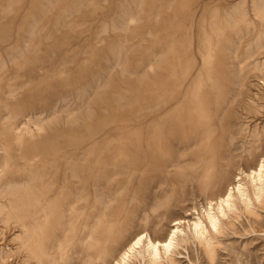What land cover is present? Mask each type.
<instances>
[{
    "label": "rangeland",
    "instance_id": "1",
    "mask_svg": "<svg viewBox=\"0 0 264 264\" xmlns=\"http://www.w3.org/2000/svg\"><path fill=\"white\" fill-rule=\"evenodd\" d=\"M254 1L264 9V0ZM254 1L0 0V99L17 106H0V128L20 129L19 150H10L13 145L7 146L0 138V153L6 149L11 155L19 153L18 158H9L0 185L15 172L28 179L48 155L57 163L80 169L77 177L67 174L57 178L56 211L48 224L36 231L41 238L39 256L29 258L19 252L0 264H92L83 251L86 227L101 213L108 220L106 215L119 210L117 216L128 217V226L114 252L125 237L144 226L149 234L168 233L175 220L183 218L186 227L180 225L184 229L178 233L176 248L161 257L160 264H264V192L254 196L256 187L240 172H248L264 155V19L254 15ZM240 4L246 7L244 18ZM169 72L183 89L176 90L181 100L167 109L179 107L182 112L183 103L185 108L187 103L198 107L199 116L206 113L202 118L210 122L211 136L219 124L229 127L232 132L220 141L233 150L232 179L241 174L246 191L253 190L248 206L239 202L235 191L236 210L225 207V217L217 207L212 210L221 220L220 230L208 224L205 199L188 182L190 157L203 149L205 142L169 145L164 151L134 141L146 134L147 126L160 130V125L145 116L150 110L147 93ZM181 112L176 114L182 117ZM178 127L176 124V130ZM147 154L164 156L165 162L148 165ZM136 159L138 169L133 164ZM98 173L105 176L100 186ZM262 183L257 185L264 189ZM110 201L109 209L105 205ZM196 216H204L208 225L201 238L192 224ZM153 224H157L155 229ZM0 227L4 232H0V243L5 241L0 254H4L17 248L13 237L21 232L13 226L9 231L1 222ZM148 256L133 257L128 264H148Z\"/></svg>",
    "mask_w": 264,
    "mask_h": 264
},
{
    "label": "bare ground",
    "instance_id": "2",
    "mask_svg": "<svg viewBox=\"0 0 264 264\" xmlns=\"http://www.w3.org/2000/svg\"><path fill=\"white\" fill-rule=\"evenodd\" d=\"M253 4H254L253 5L254 15H256L258 17H262L264 19V9L260 8L257 5L256 1H254ZM242 5L243 4H240V6H241L240 15H241V18H244L246 16L247 12L245 10V8H246L245 5H243V6ZM257 23H255V26H257L256 25ZM223 29H224V27H223ZM256 30L254 29V32H256ZM227 34H228V32H227ZM172 44H173V41H172ZM172 44H170V45H172ZM166 60H168V59H166ZM177 62H179V61H177ZM177 62H176V64H177ZM170 63L174 64V62H170ZM180 64H183V63L181 62ZM167 68H168V64H167ZM177 68H176V70H177ZM181 68H183V67H181ZM167 71H168V69H167ZM178 74H179V72H178ZM178 74H176L177 77H178ZM174 76H175L174 73L169 72L167 75H165V78L163 79V81L161 82V84L159 86L150 88L148 90V93H147V104H148V108H150V110L148 111V113L145 116L147 117L148 120L153 119V121L151 123H156L155 125H157V126L160 125V127H161L160 130H158L157 128L153 129L151 125L147 126L145 128H148L149 130L143 129L144 131L147 130V132H145L146 134L144 135V133H143V134L139 135L137 138L135 137L134 141L136 144L140 143V144L146 146L147 149H157V147H161L162 149H164V151L167 150V147L169 145L175 146L176 144H179L182 146L183 145L187 146L190 144V142H192V143L205 142L206 146L203 149L197 150L192 155V157H190L192 159V160L190 159L192 162V164H190V168H192V169H191V173H190L191 179H189L190 181H188V182H191L190 184H192L193 190L196 189L197 192H199V194L202 195L205 199V205L206 206H205V215L204 216H205L206 221L208 222V224L212 228H214L216 230H218V229L220 230V228H221L220 225H222V224H219V222L221 220H219V218L217 217L218 215L214 213L215 207H217L219 212L221 214H223L224 217H225V210H226L225 207L229 208V210L230 209L236 210V207H235L236 203H234V200H235L234 196H236V195H234L235 191H237V193H238L237 195H238L239 202L240 201L243 202L245 206H248V203L251 202L250 198H251V195L253 194L252 193L253 190L251 189L252 190L251 193H248L246 191L247 187L244 186V184L242 183V181L244 179L241 181V179H242V177H240L241 174L244 175L245 177H247V179H249L248 182L252 183V185L254 184V186L256 187L257 191H254V193H255L254 196L257 195V197H258L259 193H261L262 191L264 192V189L261 187V185H263L262 182H264V155L261 157V159L258 162H254L252 164L253 166L251 165L252 167L248 172L244 171L242 169V171H240L241 172L240 176L236 175L235 178H237L238 176L239 177L237 178V180L233 181L232 172H231V168L234 164V157L232 154L233 150L231 148V145L225 147L223 142L220 141V139L223 140L224 138H226L227 134L231 133L232 130L229 129V127H227L226 125H223V124L220 125L219 124L218 128H217L218 129L217 133L215 135L211 136L210 132L213 129H210V125H209L210 122H208L207 120H204L202 118V117L206 118V116H205L206 113L205 114L202 113L200 115H203V116H199L198 107H190L188 105V103L186 105L188 108H185V106H184L185 104L183 103L184 108H182V109H184V110L182 112L180 110L181 108L180 109H179V107L177 108L178 111H180L183 114L182 117L179 114L181 119H179L178 114H176V112H178L176 108H174V110H170V109L168 110L167 109L168 107H172L173 105H176V103H178V101L181 100L178 97L179 95L177 96L176 90L183 89V84L182 83L178 84V82L176 83L177 78L175 79ZM193 93L195 95L197 94L195 89H193ZM181 95H184V94H181ZM185 95H187V93ZM185 95H184V98H186ZM187 98L189 99V97H187ZM223 100H224V98H223ZM9 102L6 101V99H0V106H9V107L11 106L14 109L17 107L15 105H13L12 102L11 103H9ZM185 103H186V101H185ZM146 109H147V106H146ZM188 110H190V111H188ZM3 119H4V117H3ZM187 121L191 122L192 124L187 126L188 125ZM147 122H149V121H147ZM196 122H197V124H196ZM214 123H216V122H214ZM147 124H150V123H147ZM176 124L178 126H180L177 128V130H176ZM211 124H213V123H211ZM18 126H16V127H18ZM149 127H151V129ZM142 128H143V126H142ZM14 129H16V128H14ZM138 129H139V126H138ZM18 130L19 131H17V132H13V131H10L9 129L4 130V129L0 128L1 141H3L7 146L9 144L13 145L12 146L13 148H10V150L11 149L19 150L20 129H18ZM138 131H140V129ZM148 132H150V134ZM259 133H260V131H259ZM212 134H214V133H212ZM238 136H239V134H238ZM239 140H240V138H239ZM132 142H133V140L130 143H132ZM122 143H124V142H122ZM208 145H209V147H208ZM121 147L124 149L127 148V149H125L126 151L129 150L128 147H124V146H121ZM117 148L118 147H116V150H117ZM172 148H175V147H172ZM122 151L119 153L121 154ZM172 152H174V151H172ZM12 154H13V152H12ZM15 155H16L15 158L19 157V153L11 155L10 151H7V149H6L5 153L4 152L0 153V174H2L4 172V169L9 164V162H8L9 158L12 156L13 158L11 157V159H15L14 158ZM174 155L176 156V153ZM48 156H47V158L40 160V162L36 165L35 171H33V175L29 178L27 177L28 179L20 178L19 173L15 172L12 175L8 176L5 179V181H3L2 185H0L1 186L0 187V199L2 200L0 202V222L2 223L3 228H5L7 230L12 229V226H13L15 228L16 227L20 228L19 230L21 232V234L19 233L20 236H18L17 238L13 237L14 242L17 243V245H18L17 248H15L16 252H15V249L11 250L12 249L11 248L10 250H8L9 252L5 253V251H4V254L2 252L1 254H3V256L0 254V256H2L0 260H2V262H4V263H7V260L10 257L12 258V256H14L15 253L19 254V252H20V254L25 253L23 255H25V257L28 256L29 258H36V256H39L38 254L41 250L40 249L41 238L39 237V235L36 231L41 226L45 227L46 224H48V222L51 220V218L49 220V217L50 216L53 217L54 212L56 211V205H57V202L59 201V193H55L54 188L57 185V181L60 180V178L62 176H66L67 174H69L73 178L78 176V172L80 170L78 167L69 165L66 162L65 163H59V162L57 163V160H55L54 158H49ZM237 156H241V155L239 154ZM146 158H147V163L150 162V163H161V164H163L165 162L164 156L154 158V157L150 156L149 154H147ZM169 160L172 161V159H170V158H169ZM15 162H16V165H18V163H17L18 161H15ZM170 162H169V165H171ZM172 163L174 164V162H172ZM133 164L137 168V166H139L138 159L133 160ZM166 164H168V163H166ZM148 165H149V163H148ZM235 169H237V168L235 167ZM132 171H133V169H132ZM57 172H60L59 176L57 175ZM58 177H59V179L57 180ZM104 177L105 176L101 173H98V175H96V180H98L97 186H100L102 184V182L104 183V181H105ZM58 182H60V181H58ZM258 182L261 183L260 187H258V185H257ZM10 184H13L14 186L13 187L9 186ZM20 184H22V185H20ZM124 185H128V184L124 183ZM83 187H85V185ZM120 187H122V186H120ZM118 189H120V188H118ZM102 190H104V189H102ZM123 190H125V189H123ZM129 190H131V189H129ZM134 190H136V192H138L137 189H134ZM99 192H101V191H99ZM102 192H104V191H102ZM106 192H104V193H106ZM113 192H115V191H113ZM263 192H262V194H263ZM115 193L113 195H115ZM163 194L166 195L165 193H163ZM161 195H162V193H161ZM99 196H101V194ZM257 197H254V198L256 199ZM95 198L98 200V198H100V197H98V198L95 197ZM133 199H135V197ZM251 200H253V196H252ZM112 201H110L109 203L107 202L105 207H108L110 209L111 207H109V206L112 205V203H111ZM165 202H166V200H165ZM203 203H204V200H203ZM101 204H103V203H101ZM146 205H148V204H145V206ZM202 205H204V204H202ZM155 206H153V207L155 208ZM161 206H164V205H161ZM98 207H99V209H101L100 206H98ZM103 207H104V205H103ZM117 207L118 208H116V210L118 211V209H120V208H119V206H117ZM233 207H235V208H233ZM238 207H239V205H238ZM151 209L153 210V208H151ZM104 210L107 211L106 208ZM104 210L101 212H105ZM91 211H87V213L91 212ZM128 211H129V209H128ZM203 211L204 210H202V212ZM101 212H99V213H101ZM119 212H120V210L118 211V213L117 212L116 213L119 214ZM231 212H232V210H231ZM234 212H236V211H234ZM234 212H233V215H234ZM96 213L98 216V212H96ZM220 213H219V215H220ZM117 214L113 213L109 217H108V215L105 214L107 216L108 220L107 219L104 220L103 219L105 217V216L103 217L104 213L103 214L101 213L100 215H102V217L99 215L98 219L94 220V222H92V223L88 219L90 222L88 223V227H86L87 231L85 232L84 237L82 238V240L85 242L83 251H86L85 252L86 258L88 259V260H86L87 262L92 263V264L93 263H96V264H128L130 261H131V263H132V261H134V260H132L133 257L139 256L143 259V258H145V254H146V256L149 255L148 256L149 257L148 264H160L159 259H161V257L163 258V256L165 254H167L169 251H171L175 247V244H176L175 242L177 241L176 239L178 237V233H180V231H182L184 229V228L180 229V225L184 224L186 221L183 218H180V216H179L180 219H177V217H176L177 220L174 219L175 223L172 224V226L170 228L168 227L169 228L167 230L168 233L162 232L163 229L161 228V230H162L161 232L163 234H154V235L152 233L149 234L145 230L146 229L145 226H144L145 229L144 228L139 229V227H143L140 225L138 227L139 230H137V227H136V229L134 228L137 231L134 234L127 236V238L125 237V240L120 244L121 246L120 245H119L120 247L118 246L119 249L117 251L115 250L116 252H114L113 248H114L115 244L117 242H121V241H118V238H120L121 234L126 230V228L128 226V217L121 219L120 217L117 216ZM125 214H126V211H125ZM135 214H136V212H135ZM135 214H134V216H135ZM160 214L163 215V213H161V212H160ZM160 214H158L157 216H160ZM86 215H88V214H86ZM120 215L121 214H119V216ZM188 215H190V214H188ZM226 215H227V213H226ZM89 216H90V214H89ZM204 216L202 218H204ZM197 217L198 216H196V218ZM228 217H230L229 214H228ZM135 218H136V216H135ZM163 218H164V216H163ZM202 218L198 217L197 220L192 222V224L194 225L195 233L198 236H200V238L202 236H204V234L207 231V226H208L207 223H205V219H202ZM223 218H221V219L223 220ZM225 222H227V221H225ZM145 223H146V221H145ZM226 224H228V223H226ZM155 225H157V224H155ZM155 225L153 224V227ZM130 226H133V225H130ZM190 226L193 227L192 225H190ZM156 227H154V229ZM184 227H186V225ZM84 228H85V226H84ZM127 231H129V230H127ZM0 232H1V234H4V232L1 229H0ZM217 232L221 233V231H217ZM192 233H194V232H192ZM210 234H211V232H210ZM128 235H129V233H128ZM211 235H213V234H211ZM182 238L184 239L186 237L183 236ZM13 239H12V241H13ZM207 239H209V238H207ZM204 240L206 241V239H204ZM209 240L211 241V238ZM3 241H4V239H3ZM3 241L0 243V245H2L5 242V241L4 242ZM12 241H11V243H12ZM179 241H180V239H179ZM15 246H16V244H15ZM205 246H206V244H205ZM209 248H210V246H209ZM210 251H211V249H210ZM170 256H172V255H170ZM22 258H20V259H22ZM167 258H168V256H167ZM17 260H18V258H17ZM27 260H28V258H27ZM10 261H12V260H10ZM2 262H1V264H2ZM169 263H172V262L170 261Z\"/></svg>",
    "mask_w": 264,
    "mask_h": 264
}]
</instances>
